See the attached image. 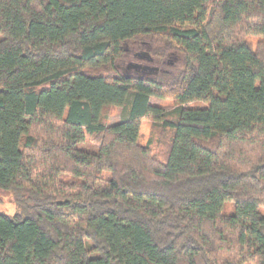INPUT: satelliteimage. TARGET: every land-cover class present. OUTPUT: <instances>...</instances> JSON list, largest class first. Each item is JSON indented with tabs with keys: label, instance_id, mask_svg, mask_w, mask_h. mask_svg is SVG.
Returning <instances> with one entry per match:
<instances>
[{
	"label": "trees",
	"instance_id": "16d2710c",
	"mask_svg": "<svg viewBox=\"0 0 264 264\" xmlns=\"http://www.w3.org/2000/svg\"><path fill=\"white\" fill-rule=\"evenodd\" d=\"M0 190V264H264V0H0Z\"/></svg>",
	"mask_w": 264,
	"mask_h": 264
},
{
	"label": "rangeland",
	"instance_id": "374dc122",
	"mask_svg": "<svg viewBox=\"0 0 264 264\" xmlns=\"http://www.w3.org/2000/svg\"><path fill=\"white\" fill-rule=\"evenodd\" d=\"M248 41H250L254 48H257V45L259 43V38L255 36H249L247 38ZM127 49L129 52H126V55L118 61V71L123 74H130V75H148V76H155L154 73H151L149 69H141L137 71L134 67H131L132 65H139L142 67L147 68H156L151 63H148L145 60H142L143 58H140V55H151V48L149 46H146L144 44H134L130 43L127 44ZM182 60L178 55L173 56H167L165 59L160 61V66L168 71L169 73H172V69L178 67L181 64ZM152 103L158 104L161 107H163L165 110H171L174 107V104L172 101H164L157 98L151 99ZM204 105H207L205 102H197L195 104L196 107H202ZM122 112L123 109L120 107H113L108 110V123L113 125L121 121L122 119ZM154 127H153V120L152 119H144L142 121L141 126V138L140 142L142 145L148 144L150 139L154 136ZM229 205V204H228ZM16 205L14 203V200L11 195L7 194L4 191L0 190V213H7V214H14L16 211ZM229 213L233 211V207L231 205L228 207ZM232 210V211H230ZM264 212V209H263Z\"/></svg>",
	"mask_w": 264,
	"mask_h": 264
},
{
	"label": "flooded vegetation",
	"instance_id": "af4514ba",
	"mask_svg": "<svg viewBox=\"0 0 264 264\" xmlns=\"http://www.w3.org/2000/svg\"><path fill=\"white\" fill-rule=\"evenodd\" d=\"M127 51L129 52L128 49L126 50V52H127ZM140 58H143L142 60H145V61H147L148 63H151V64H153L154 66L158 67V69H156V68H152V69H150V68H147V67H139V68H138V67H135V69H137V71H139L140 68H141V69H144V70L149 69L151 73H154V74H155V76H158V75H160V74H163V73L167 72L165 69H163V68L160 66V62H159V61L152 59L150 56L143 54V55H140ZM131 67H132V66H130V68H131Z\"/></svg>",
	"mask_w": 264,
	"mask_h": 264
},
{
	"label": "water",
	"instance_id": "95a60500",
	"mask_svg": "<svg viewBox=\"0 0 264 264\" xmlns=\"http://www.w3.org/2000/svg\"><path fill=\"white\" fill-rule=\"evenodd\" d=\"M132 67H134V68H135V67H138V68H139V67H142V66H139V65H132ZM156 69H158V67H156Z\"/></svg>",
	"mask_w": 264,
	"mask_h": 264
}]
</instances>
